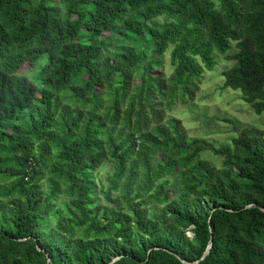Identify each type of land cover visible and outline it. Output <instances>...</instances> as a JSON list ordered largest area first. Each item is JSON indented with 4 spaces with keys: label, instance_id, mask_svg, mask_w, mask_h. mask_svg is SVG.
<instances>
[{
    "label": "trees",
    "instance_id": "1",
    "mask_svg": "<svg viewBox=\"0 0 264 264\" xmlns=\"http://www.w3.org/2000/svg\"><path fill=\"white\" fill-rule=\"evenodd\" d=\"M232 42L260 114L264 0H0V264H264V129L167 114Z\"/></svg>",
    "mask_w": 264,
    "mask_h": 264
},
{
    "label": "rangeland",
    "instance_id": "2",
    "mask_svg": "<svg viewBox=\"0 0 264 264\" xmlns=\"http://www.w3.org/2000/svg\"><path fill=\"white\" fill-rule=\"evenodd\" d=\"M235 42L232 48L224 54L216 53V64L212 70L204 69L199 79H196V88L192 98L181 100L177 95L175 104L167 113L181 120L186 134L190 138L207 140L218 146L223 143L230 144L231 138L237 136L243 127L256 126L264 129V112L256 114L250 105L241 98L240 91L229 87H223L222 71L231 66L234 61L226 57L235 50ZM170 50L161 56V65L154 73L163 72L168 76L172 71L170 65ZM28 64H24L19 72L30 77L31 70ZM230 119L231 121H227ZM201 159L207 160L219 167L223 162L221 155L214 154L210 150L199 153ZM111 167L106 164L99 171V177L104 178L106 171ZM170 185L175 192L179 191L176 178H171ZM192 234V232L190 231Z\"/></svg>",
    "mask_w": 264,
    "mask_h": 264
},
{
    "label": "water",
    "instance_id": "3",
    "mask_svg": "<svg viewBox=\"0 0 264 264\" xmlns=\"http://www.w3.org/2000/svg\"><path fill=\"white\" fill-rule=\"evenodd\" d=\"M207 253H208V250H205L203 256L206 255ZM117 258H119V256L115 257L114 260ZM181 260H182V262L188 263L187 261H185L183 259H181Z\"/></svg>",
    "mask_w": 264,
    "mask_h": 264
},
{
    "label": "built area",
    "instance_id": "4",
    "mask_svg": "<svg viewBox=\"0 0 264 264\" xmlns=\"http://www.w3.org/2000/svg\"><path fill=\"white\" fill-rule=\"evenodd\" d=\"M187 235L192 236V234L190 233V231H187Z\"/></svg>",
    "mask_w": 264,
    "mask_h": 264
}]
</instances>
